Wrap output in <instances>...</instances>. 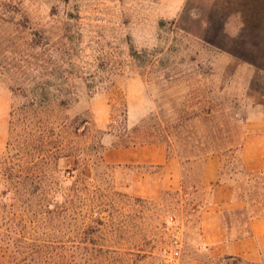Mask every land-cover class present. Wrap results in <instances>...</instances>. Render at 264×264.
Wrapping results in <instances>:
<instances>
[{"label": "rangeland", "instance_id": "rangeland-1", "mask_svg": "<svg viewBox=\"0 0 264 264\" xmlns=\"http://www.w3.org/2000/svg\"><path fill=\"white\" fill-rule=\"evenodd\" d=\"M0 132L7 256L221 264L208 162L232 237L264 201L243 158L264 140V0H0Z\"/></svg>", "mask_w": 264, "mask_h": 264}, {"label": "crops", "instance_id": "crops-1", "mask_svg": "<svg viewBox=\"0 0 264 264\" xmlns=\"http://www.w3.org/2000/svg\"><path fill=\"white\" fill-rule=\"evenodd\" d=\"M8 110L9 106L7 104L6 114ZM0 138L3 139V136H0ZM243 158L248 170H263L264 140L248 141L243 147ZM166 162V157H160L156 164L163 165ZM207 165L206 183L211 187L213 204L206 211L203 219L204 239L210 245H218L224 255L237 256L264 264V217L251 219L243 236L232 237L223 222L222 214L225 210L241 207L235 204L233 189L224 183L218 184L220 178L218 168L211 161Z\"/></svg>", "mask_w": 264, "mask_h": 264}, {"label": "trees", "instance_id": "trees-1", "mask_svg": "<svg viewBox=\"0 0 264 264\" xmlns=\"http://www.w3.org/2000/svg\"><path fill=\"white\" fill-rule=\"evenodd\" d=\"M246 174L252 176L253 178L251 179H259L262 175H264V172H260L257 174H253L250 172H246ZM221 182V177L219 178V181ZM243 202L245 204L248 203L249 207H250V211H251V216H250V220L254 219V218H262L264 217V201H260L259 199H249L248 201L243 200ZM254 207H258V209H253ZM90 223H91V227L92 228H99L100 226L105 225V220L99 216L96 211H91L90 216ZM227 224V229L231 235V225L229 222L226 223ZM25 260H19V259H14L11 256H7L5 253H2V250L0 249V264H28V263H24ZM34 264H59L54 262L53 260H49L46 258H41V259H37L34 260ZM221 264H254L251 262H246L244 261L243 258L241 257H237V256H228L224 259V261Z\"/></svg>", "mask_w": 264, "mask_h": 264}]
</instances>
